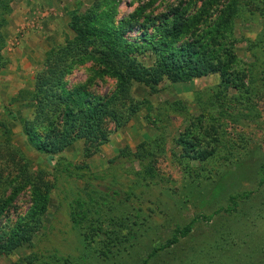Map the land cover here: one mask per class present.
<instances>
[{
  "label": "rangeland",
  "instance_id": "1",
  "mask_svg": "<svg viewBox=\"0 0 264 264\" xmlns=\"http://www.w3.org/2000/svg\"><path fill=\"white\" fill-rule=\"evenodd\" d=\"M96 1L0 0V65L7 64L0 70V199L12 200L2 224L12 227L31 209L34 187L51 188L33 245L0 256V264H264V0H108L103 9L117 5V23L136 25L129 39L173 8L201 17L177 46L203 42L220 69L184 82L134 83L131 97L140 109L126 126L106 122L109 140L89 158L79 141L52 160L13 117L31 118L33 108L11 99L33 89L46 53L75 37L72 14ZM147 55L144 63H153ZM100 69L93 62L75 67L69 86L111 94L117 81ZM181 140L213 155L188 157ZM144 149L146 157L133 155ZM123 151L132 155L111 163ZM59 158L89 166L94 178L58 173ZM148 166L154 178L145 176ZM119 184L139 186L142 207L136 203L125 214L103 207L89 216L123 222L128 234L119 252L105 258L87 240L81 225L89 219L81 216ZM189 225L187 237L176 235Z\"/></svg>",
  "mask_w": 264,
  "mask_h": 264
},
{
  "label": "trees",
  "instance_id": "2",
  "mask_svg": "<svg viewBox=\"0 0 264 264\" xmlns=\"http://www.w3.org/2000/svg\"><path fill=\"white\" fill-rule=\"evenodd\" d=\"M107 1L97 0L86 13L72 14L70 28L75 37L50 49L41 70L34 77L33 89L20 90L11 99V103H25L33 108L31 118H23L17 113L13 117L20 120L29 143L40 153L51 156L52 160L79 141L85 142V157L89 158L94 153L92 148L97 151L109 140V133L104 128L106 122L114 123L117 128L126 126L140 109L131 97L134 83H158L165 78L173 83L184 82L220 69L203 42L194 40L177 46L194 25L193 19L200 21L201 17L188 18L180 7L173 8L157 19H149V28L141 25L144 28L141 34L129 39L126 34L136 25L131 20L117 23V5L112 7L110 3L103 9ZM146 54L153 56L155 61L144 63L142 59ZM89 62L97 64L103 74L116 79L117 85L111 94L101 96L84 86H69L67 79L73 69ZM6 67L7 64H2L0 70ZM3 127L4 135L9 136L10 130ZM181 143L184 152L193 159L205 161L213 155V152L207 151L195 153L189 149L191 147L187 144L190 142L186 140H181ZM142 153L139 151L133 155L146 157L145 149ZM128 155L132 153L123 151L111 163ZM54 169L70 177L94 178L89 166L75 167L62 158L57 160ZM154 171L153 167H146L145 176L154 178ZM139 188L122 184L108 187L107 192L92 204L99 208L93 212L88 209L81 216L82 220L89 219L84 226L81 225L87 240L97 246L105 258L119 252L126 244L128 234L124 232L123 222L118 223L101 215L95 218L89 216L97 215L103 207H108L110 212L124 214L136 203L141 208L137 201L142 192ZM50 190V187H34L31 209L12 227L2 224L12 200L0 199V256H8L23 246L33 245L35 235L43 228ZM108 203L111 204L108 206ZM191 230L189 225L177 230L176 235L187 237ZM177 241L175 236L173 242Z\"/></svg>",
  "mask_w": 264,
  "mask_h": 264
}]
</instances>
